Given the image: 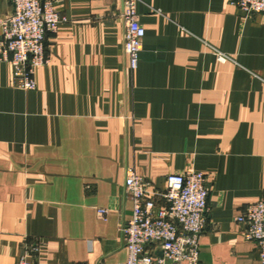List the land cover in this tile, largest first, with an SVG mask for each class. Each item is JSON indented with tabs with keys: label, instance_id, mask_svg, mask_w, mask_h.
Segmentation results:
<instances>
[{
	"label": "crops",
	"instance_id": "1",
	"mask_svg": "<svg viewBox=\"0 0 264 264\" xmlns=\"http://www.w3.org/2000/svg\"><path fill=\"white\" fill-rule=\"evenodd\" d=\"M53 1L65 21L37 89L0 62V264L33 247L36 264H124L127 173L162 194L189 170L209 189L200 263L261 264L236 219L264 198V16L236 0H140L131 72L123 0ZM12 11L0 0V22Z\"/></svg>",
	"mask_w": 264,
	"mask_h": 264
},
{
	"label": "built area",
	"instance_id": "2",
	"mask_svg": "<svg viewBox=\"0 0 264 264\" xmlns=\"http://www.w3.org/2000/svg\"><path fill=\"white\" fill-rule=\"evenodd\" d=\"M140 0H123L124 53L131 72L138 69L145 28L139 21ZM13 11L0 22V62L12 67L15 87L31 91L38 87L35 71L46 62L45 43L65 21L53 0H11ZM233 4L246 15L264 16V0H236ZM219 61L227 55L218 52ZM164 193L129 171L126 193L133 208L122 224V245L128 252L124 264H201L200 237L209 214V189L205 174L189 170L170 174ZM105 214L104 210L99 211ZM244 238L256 243L258 260L264 264V198L250 204L238 217ZM38 247H33L16 264H36ZM161 253L162 255H159Z\"/></svg>",
	"mask_w": 264,
	"mask_h": 264
},
{
	"label": "water",
	"instance_id": "3",
	"mask_svg": "<svg viewBox=\"0 0 264 264\" xmlns=\"http://www.w3.org/2000/svg\"><path fill=\"white\" fill-rule=\"evenodd\" d=\"M159 255H162L161 253H159Z\"/></svg>",
	"mask_w": 264,
	"mask_h": 264
}]
</instances>
